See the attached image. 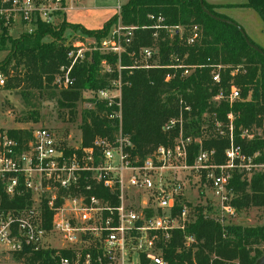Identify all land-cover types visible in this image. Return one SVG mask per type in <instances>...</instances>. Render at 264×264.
I'll return each instance as SVG.
<instances>
[{
	"label": "built area",
	"instance_id": "built-area-1",
	"mask_svg": "<svg viewBox=\"0 0 264 264\" xmlns=\"http://www.w3.org/2000/svg\"><path fill=\"white\" fill-rule=\"evenodd\" d=\"M80 1L2 0L0 22L10 30L18 26L24 34H33L39 23L57 25L62 16L77 10ZM120 13L121 7L109 36L90 49L116 56L119 73L135 67H159L155 61L157 45L131 51L139 29L153 30L156 41L160 32L179 35L180 39L185 34L183 27L166 25L161 15L149 16L153 25L140 28L124 25ZM201 38L199 27H193L186 44L194 46ZM77 48L68 54L70 67L62 68L54 79L62 91L75 85L72 69L86 60L82 49ZM124 55L133 66H122ZM101 67L103 73L113 72L106 61ZM167 68L182 70L184 78L196 69L178 56ZM210 68L212 83L220 85L223 67ZM171 79L173 76L168 75L165 81ZM4 85L5 78L0 75V86ZM121 88L119 76L108 89L92 92L93 100L115 108L108 117L118 126L112 138L96 137L89 147L82 146V140L72 146L48 128H38L22 141L0 130V186L10 201L29 200L24 208L0 210V257L16 260L20 254L50 251L47 264H169L164 250L174 233L185 236L186 247L195 241L187 234L198 218L197 206L192 205L187 193L193 176L207 197L205 218L225 228L242 224L235 206L239 193L233 183L236 176L249 183L254 175L264 173V156L259 151L248 155L235 143L234 115H228L225 128L216 122L217 135L229 140L224 164L215 163V151L203 149L204 138L186 134L192 108L183 102L178 115L164 126L166 133L175 134L173 146H160L141 158L134 154V145L122 130ZM240 100L235 86L226 96L219 92L213 98L215 103L225 101L230 107ZM240 139L247 143L264 140V132L241 129ZM193 144L200 145V150L189 164Z\"/></svg>",
	"mask_w": 264,
	"mask_h": 264
},
{
	"label": "trees",
	"instance_id": "trees-1",
	"mask_svg": "<svg viewBox=\"0 0 264 264\" xmlns=\"http://www.w3.org/2000/svg\"><path fill=\"white\" fill-rule=\"evenodd\" d=\"M204 6L215 16L230 20L217 12L221 6L205 1ZM236 7L254 10L264 25V0H247L246 4ZM152 15H161L166 19V25L185 30L183 39L176 34L170 36L160 32L157 41L153 30L139 29L136 32L131 51L138 52L141 48L157 45L159 53L155 61L159 67H135L119 73L116 56L93 52L84 63L73 67L71 76L75 85L56 95L59 108L67 110L73 119L78 104L84 101V92L98 93L108 89L112 81L121 76L122 130L131 139L135 155L145 158L160 146H173L175 134L166 133L164 126L186 103L192 108L186 134L204 138L202 147L215 151L216 164L225 163V151L229 148V140L217 135L216 122L225 128L230 113L235 117V143L248 155L259 151L264 156V140L247 143L240 139L241 129L256 128L264 132V56L246 44L237 28L209 18L203 12L200 0H129L120 13L124 25L140 28L153 25L149 20ZM117 19L115 16L103 28L90 31L82 25L70 24L62 16L55 26L39 23L33 34L22 33L15 39L10 36V28L0 22V50L8 52L0 66L8 80L6 88L40 93L56 89L53 85L55 77L61 74L62 68L71 65L68 57L71 47L63 41L66 32L78 31L100 43L109 36ZM193 27H199L202 38L194 46H188L186 40ZM260 49L264 52L263 48ZM174 56L184 59L185 65L196 67L189 77H182V70L167 68L173 63ZM104 61L112 67V73H103L101 65ZM121 64L123 67L133 66L126 55L122 57ZM211 65L223 67L220 85L212 83ZM168 75L173 79L166 82ZM231 86L240 91V101L232 107L225 101L219 104L213 101L219 92L226 96ZM90 102L94 107L84 110L81 115L84 147H89L96 137L112 138L118 126L108 117L115 108H107L105 103L93 99ZM8 134L18 141L31 136L21 130L9 131ZM199 150L198 144L190 147L189 164H193ZM233 186L239 193L235 206L240 214L249 209L264 208V173L254 175L249 183L242 181V176H236ZM28 203V197L10 201L0 186V210L24 208ZM196 210L198 218L187 233L195 241L186 247L185 236L180 232L174 233L164 250L169 264H257L264 256V221L257 227L241 224L225 228L205 218L203 207ZM50 254V251L30 252L26 256L20 254L16 261L24 257L23 264H47Z\"/></svg>",
	"mask_w": 264,
	"mask_h": 264
},
{
	"label": "rangeland",
	"instance_id": "rangeland-1",
	"mask_svg": "<svg viewBox=\"0 0 264 264\" xmlns=\"http://www.w3.org/2000/svg\"><path fill=\"white\" fill-rule=\"evenodd\" d=\"M239 1L246 2V0ZM126 2L127 0H81L78 5L80 11L71 13L68 16V20L74 23L81 19H87V22H85V25L89 28L87 30L95 31L93 29L100 28L106 17L105 7L110 5L116 9V7L126 4ZM217 12L238 24L249 39L264 49V25L254 10L230 7V9L217 10ZM79 14H82L83 18ZM22 33L18 26L10 30V36L13 39L18 38ZM63 41L66 46L71 47L70 49L77 50V47L80 48L79 50L82 49V54H84L86 59L92 54L90 49L96 43L94 38L80 34L78 31H67ZM7 54L8 52L0 50V66ZM0 75L4 77L2 69H0ZM7 82L6 77L5 85L0 86V130L7 132L21 130L31 134L38 128H48L57 133L60 139L69 141L72 146L76 147L80 144L82 140L80 129L81 115L84 110L94 107V104L90 102L93 96L92 92L86 91L83 93L84 101L78 104L76 115L71 119L68 111L60 109L57 104L56 95L62 90L54 84L56 89L40 93L31 90L24 91L22 88L8 90L6 88ZM196 181L194 176L191 177V183L189 181L188 183L190 184H187V193L192 205L203 207L208 204L207 197L203 194L204 187L202 189L201 184ZM207 207L209 208V206ZM239 216L242 219L241 223L245 226L257 227L262 225L264 221V208L249 209L242 212ZM8 258L5 255L0 257V264L24 263L13 260L10 257Z\"/></svg>",
	"mask_w": 264,
	"mask_h": 264
},
{
	"label": "crops",
	"instance_id": "crops-1",
	"mask_svg": "<svg viewBox=\"0 0 264 264\" xmlns=\"http://www.w3.org/2000/svg\"><path fill=\"white\" fill-rule=\"evenodd\" d=\"M129 0H127L128 2ZM126 2V3H127ZM206 3L210 4V5H214V6H221L222 9L220 10H225V9H230V7H236V6H239V5H243V4H246L247 3V0L246 2H243V1H239V0H205ZM240 2V3H239ZM80 4V2L77 3V10L75 11H70L66 14V18H67V22H69L70 24H72L69 20H68V16L71 14V13H74V12H78L80 11V9L78 8V5ZM123 5L125 4H122L120 5V7H122ZM119 8V7H118ZM118 8L116 7H113V6H107L105 7V11H106V17L105 19L103 20V23H102V26H100V28L98 29H93V30H99L101 28H103V26L110 20L112 19L113 17L116 16L117 12H118ZM82 14H79V16H81ZM81 18H83L81 16ZM79 20V19H78ZM87 22V19H81L80 21H76L74 22L73 24H76V25H82L83 27H85L86 29H89L87 28V26L85 25ZM262 41V39H261ZM263 41H264V38H263Z\"/></svg>",
	"mask_w": 264,
	"mask_h": 264
},
{
	"label": "water",
	"instance_id": "water-1",
	"mask_svg": "<svg viewBox=\"0 0 264 264\" xmlns=\"http://www.w3.org/2000/svg\"><path fill=\"white\" fill-rule=\"evenodd\" d=\"M204 1L205 0H200V5H201V8L203 10V12L209 17L211 18L212 20L214 21H217V22H220V23H223V24H228V25H231V26H234L235 28H237L239 30V32L242 34L246 44L252 48L253 50H255L257 53H259L260 55L264 56V52L257 46L253 45L249 38L247 37L245 31L236 23L230 21V20H226V19H222V18H219L217 16H215L214 14H212L210 11H208L205 6H204ZM257 264H264V257H262L258 262Z\"/></svg>",
	"mask_w": 264,
	"mask_h": 264
}]
</instances>
